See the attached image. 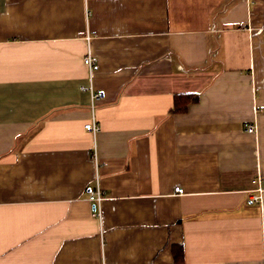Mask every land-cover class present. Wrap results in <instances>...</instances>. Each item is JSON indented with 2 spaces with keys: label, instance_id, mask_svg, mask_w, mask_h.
<instances>
[{
  "label": "crops",
  "instance_id": "obj_1",
  "mask_svg": "<svg viewBox=\"0 0 264 264\" xmlns=\"http://www.w3.org/2000/svg\"><path fill=\"white\" fill-rule=\"evenodd\" d=\"M0 264H264V0H0Z\"/></svg>",
  "mask_w": 264,
  "mask_h": 264
},
{
  "label": "built area",
  "instance_id": "obj_2",
  "mask_svg": "<svg viewBox=\"0 0 264 264\" xmlns=\"http://www.w3.org/2000/svg\"><path fill=\"white\" fill-rule=\"evenodd\" d=\"M87 38L89 39L90 36L88 35ZM84 63L88 67L90 79H92L96 72V68H97L96 60L91 54H87L84 58ZM83 90L90 91L93 105L96 101L100 100L99 98L101 97V92L95 90L94 85H92L91 82L88 84V86H84ZM254 127L255 126L251 124V125H248L247 129L248 131L253 132L255 130ZM85 128L88 130H91L94 134L100 130V127L97 124V120L95 116H93V118L88 123L85 124ZM94 154L96 155V150L94 151ZM96 185L97 186L95 188H91L89 190L88 200H90L92 204L91 214L94 217L98 218L99 220H102L104 216L103 203L105 199H104L102 187L98 184V182ZM178 191L183 192L184 188L181 186H177L175 188V192H178ZM260 191L261 189H258L257 191H252L250 193L251 194L250 198L252 201H259L261 199Z\"/></svg>",
  "mask_w": 264,
  "mask_h": 264
},
{
  "label": "trees",
  "instance_id": "obj_3",
  "mask_svg": "<svg viewBox=\"0 0 264 264\" xmlns=\"http://www.w3.org/2000/svg\"><path fill=\"white\" fill-rule=\"evenodd\" d=\"M174 96V106L170 110L172 113L187 111L189 104L199 99L197 93H175Z\"/></svg>",
  "mask_w": 264,
  "mask_h": 264
}]
</instances>
